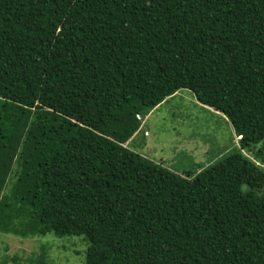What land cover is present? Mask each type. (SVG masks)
<instances>
[{
  "label": "trees",
  "instance_id": "1",
  "mask_svg": "<svg viewBox=\"0 0 264 264\" xmlns=\"http://www.w3.org/2000/svg\"><path fill=\"white\" fill-rule=\"evenodd\" d=\"M183 89L241 136L187 175L126 145ZM263 214L264 0H0V232L83 236V264H264Z\"/></svg>",
  "mask_w": 264,
  "mask_h": 264
},
{
  "label": "rangeland",
  "instance_id": "2",
  "mask_svg": "<svg viewBox=\"0 0 264 264\" xmlns=\"http://www.w3.org/2000/svg\"><path fill=\"white\" fill-rule=\"evenodd\" d=\"M140 118L141 127L133 136L136 142L126 145L184 175V169L198 172L233 147H241L240 135L229 119L201 104L186 89L176 91ZM243 151L255 159L254 152ZM86 246L80 235L23 238L0 232V264H36L45 249L48 264H83L84 253L78 251Z\"/></svg>",
  "mask_w": 264,
  "mask_h": 264
},
{
  "label": "clouds",
  "instance_id": "3",
  "mask_svg": "<svg viewBox=\"0 0 264 264\" xmlns=\"http://www.w3.org/2000/svg\"><path fill=\"white\" fill-rule=\"evenodd\" d=\"M225 116V115H224ZM241 137V136H240Z\"/></svg>",
  "mask_w": 264,
  "mask_h": 264
}]
</instances>
